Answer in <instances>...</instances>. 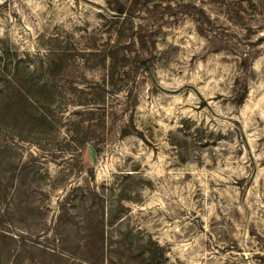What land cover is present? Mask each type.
I'll return each mask as SVG.
<instances>
[{
	"label": "rangeland",
	"instance_id": "1",
	"mask_svg": "<svg viewBox=\"0 0 264 264\" xmlns=\"http://www.w3.org/2000/svg\"><path fill=\"white\" fill-rule=\"evenodd\" d=\"M0 264H264V0H0Z\"/></svg>",
	"mask_w": 264,
	"mask_h": 264
},
{
	"label": "trees",
	"instance_id": "2",
	"mask_svg": "<svg viewBox=\"0 0 264 264\" xmlns=\"http://www.w3.org/2000/svg\"><path fill=\"white\" fill-rule=\"evenodd\" d=\"M160 248V247H159Z\"/></svg>",
	"mask_w": 264,
	"mask_h": 264
}]
</instances>
